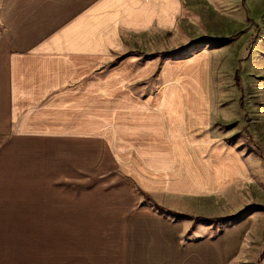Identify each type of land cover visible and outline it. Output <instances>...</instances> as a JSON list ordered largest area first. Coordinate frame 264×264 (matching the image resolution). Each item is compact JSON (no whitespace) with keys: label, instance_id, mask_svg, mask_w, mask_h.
Wrapping results in <instances>:
<instances>
[{"label":"rangeland","instance_id":"374dc122","mask_svg":"<svg viewBox=\"0 0 264 264\" xmlns=\"http://www.w3.org/2000/svg\"><path fill=\"white\" fill-rule=\"evenodd\" d=\"M127 5L125 24L116 28L113 42L121 43L122 51L112 52V62L99 68L97 157L90 161L68 155L73 149H65L66 171L49 181L51 189L60 193L50 197L51 206L89 210L88 228L71 231H94L92 237L112 236L114 242L123 234L129 237L128 219L153 218L133 230L144 233L146 243L156 232L157 238L161 234L169 238L170 246L190 260L209 257V264H214L220 257V264H264V78L251 85L246 71L254 62L245 63L255 43L263 44L258 38L263 30L252 20L257 8L264 18V0H180L173 28L153 25L139 37L137 28L130 26L137 23L136 8L131 11ZM190 9L198 15L206 9L212 17L229 18L223 26L213 28L208 22L204 26L199 16L191 17ZM54 10L49 3V13ZM42 13L46 15L45 5ZM138 45L145 47L139 51ZM125 57L156 62L145 79L127 86L134 101L111 93L108 77L112 75L105 72ZM169 61L181 63L166 69L164 97L157 98L154 95L162 88L157 79ZM260 63L264 69V58ZM163 103L179 110L176 120L186 110L189 126L194 127L187 131L182 122L180 131L175 122L174 134L183 147L167 157L164 145L154 150L146 140L148 130L163 131L158 125ZM202 115L206 121L197 124ZM222 157L230 162L223 163ZM90 222L99 229L91 228ZM132 237L129 240L137 238ZM198 243L204 247L188 246Z\"/></svg>","mask_w":264,"mask_h":264},{"label":"crops","instance_id":"0c3cea01","mask_svg":"<svg viewBox=\"0 0 264 264\" xmlns=\"http://www.w3.org/2000/svg\"><path fill=\"white\" fill-rule=\"evenodd\" d=\"M49 3L54 6L53 13H49ZM44 5L46 15L42 13ZM126 5L132 6L131 11L136 8L137 23L130 26L137 28L138 37L153 25L173 28L181 11L180 0L0 2V22L4 26L0 28V264H209V257L190 260L174 250L171 240L162 238L161 231V238L155 232L144 242V233L133 230L153 218L128 219L125 230L129 237L123 234L113 242L112 236L110 240L92 237L94 231H71L72 227L88 228L89 210L71 209L66 204L51 206L50 197L60 193L51 189L49 181L66 171L65 149H73L68 155L88 157L90 161L97 157L99 68L112 62V52L122 51L121 43L113 42L118 36L116 28L125 24ZM257 10L252 21L263 30L258 37L263 44L256 42L245 60L254 62L246 74L255 86L261 83L258 78H264L260 63L264 58V18ZM207 12L203 9L198 15L194 9L189 10L191 17L197 15L204 26L208 22L213 28L223 26L229 18L220 14L212 17ZM142 47L145 46L138 45L139 51ZM155 63L125 57L108 67L105 72L112 75L108 77L111 93L134 101L127 86L145 79ZM176 63L181 62L164 64L157 79L160 87L166 69ZM162 91L163 87L154 96L163 99ZM163 106L158 116L163 131L148 130L146 140L154 150L164 145L169 150L164 154L167 157L183 147L174 134L175 122L181 125L180 131L182 122L187 131L194 127L189 126L186 110L183 118L176 120L179 110L169 104ZM204 118L206 121L202 115L197 124H202ZM67 135L73 139L66 140ZM104 144L112 154L108 138ZM122 147L126 149V144ZM161 156L160 150L158 157ZM221 159L223 163L230 162L226 157ZM90 225L99 229L96 224ZM134 234L137 238L129 240ZM202 244L188 246L204 247ZM218 258L214 264H220Z\"/></svg>","mask_w":264,"mask_h":264},{"label":"trees","instance_id":"16d2710c","mask_svg":"<svg viewBox=\"0 0 264 264\" xmlns=\"http://www.w3.org/2000/svg\"><path fill=\"white\" fill-rule=\"evenodd\" d=\"M236 74L237 73H235V75H234V79H235V82H236V87H237L238 91L242 93L243 92V87L241 85V80ZM239 102H240V106L242 107L243 94L240 95ZM180 215H182V214H180Z\"/></svg>","mask_w":264,"mask_h":264}]
</instances>
